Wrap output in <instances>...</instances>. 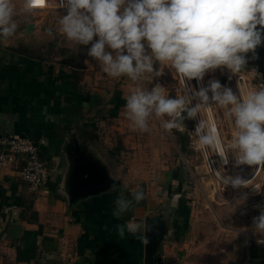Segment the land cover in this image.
Segmentation results:
<instances>
[{"label": "crops", "instance_id": "crops-1", "mask_svg": "<svg viewBox=\"0 0 264 264\" xmlns=\"http://www.w3.org/2000/svg\"><path fill=\"white\" fill-rule=\"evenodd\" d=\"M21 13L19 22L27 17ZM81 71L68 65V55L48 60L0 46V139L41 141L51 175L46 187L33 192L21 178V162L0 170V264H264V234L252 229L253 214L240 211L245 194L219 206L208 196L209 211L200 215L178 172L170 178L173 186L149 175L133 187L75 198L86 179L96 177L92 158L103 152L102 141L87 133L99 101L79 89ZM87 144L96 154L78 158L74 149ZM137 187L145 199L116 220L114 199L121 192L130 198ZM127 221L148 226L149 261V242L116 234L113 226Z\"/></svg>", "mask_w": 264, "mask_h": 264}, {"label": "clouds", "instance_id": "clouds-1", "mask_svg": "<svg viewBox=\"0 0 264 264\" xmlns=\"http://www.w3.org/2000/svg\"><path fill=\"white\" fill-rule=\"evenodd\" d=\"M46 2L23 0L20 11L32 13ZM58 8L66 9L58 31L69 41L91 45L87 55L109 77L152 83L163 74L161 68H154L159 62L174 69L185 83L187 94L176 97L159 83L150 90L137 87L131 92L125 98L124 115L133 130L148 131L150 118L160 119L165 131L182 129L186 119H196L202 108L215 104L224 109L233 128L228 147L234 166L264 167V87L237 94L219 80H210L198 91L187 84L203 81L210 70L226 68L236 74L246 66V54H254L264 44V0H60ZM16 14L13 0H0V37L16 33ZM48 34L52 35L51 29ZM192 133L199 150H215L228 163L214 122L199 118ZM222 180L233 188L248 183L239 175ZM144 199L139 187L130 198L121 192L113 201L112 216L121 220ZM255 207L259 215L252 218L251 227L264 234V204ZM113 227L120 239L131 235L149 242L147 225L127 221Z\"/></svg>", "mask_w": 264, "mask_h": 264}, {"label": "rangeland", "instance_id": "rangeland-1", "mask_svg": "<svg viewBox=\"0 0 264 264\" xmlns=\"http://www.w3.org/2000/svg\"><path fill=\"white\" fill-rule=\"evenodd\" d=\"M13 3L17 9L14 19L18 27L13 36L0 37V46L5 48L6 52H18L48 60H57L68 55V65L83 70L78 78L79 89L86 95H93L94 100L99 101L98 112L95 111V114L89 117V120L93 119L94 124L87 133L93 135V139L96 137L102 141L103 144L99 147L103 152H100L96 159L97 154L90 144L74 149V152L79 155L78 158L82 159H89L90 155L96 154L94 159L92 158L94 160L92 168L97 174H95L96 178L104 175L105 177L102 178L111 185V189L122 186L133 187L145 181L149 175L154 180L161 177L160 181L172 185L173 179L170 180V178L177 177L176 173L179 172L180 184L184 187L182 189L191 200L196 199V207L200 209V215L209 211L211 200L217 206L231 203V201L225 202L222 196L213 192L210 180L203 171L201 159L188 147L185 132L179 133L177 129L171 132L165 131L161 127L160 119L156 118L149 119L148 131L133 130L130 121L124 115L125 98L137 87L150 90L152 86L159 83L166 88L170 96H179L180 90L174 69L156 62L154 68H161L163 74L154 77L152 83L148 80L138 83L127 77L111 78L103 72L95 59L87 55L91 45H79L68 40L67 46L66 37L58 32V21L66 12L25 13L27 17L23 22H19L22 15V11L18 10L22 8L21 2L13 0ZM32 23L38 24V32L26 31L27 24ZM49 29L52 35L48 34ZM95 39L98 38L94 37ZM222 76L223 72L221 68H218L207 72L205 80L207 84L210 80H219L224 85L226 83H224L225 80H221ZM229 87L232 88V85L230 84ZM209 96L211 97L210 92ZM214 107L218 117L225 120L224 109L215 104ZM192 125L193 120L186 119L183 125L184 131L191 129ZM223 196L226 195L223 194Z\"/></svg>", "mask_w": 264, "mask_h": 264}, {"label": "built area", "instance_id": "built-area-1", "mask_svg": "<svg viewBox=\"0 0 264 264\" xmlns=\"http://www.w3.org/2000/svg\"><path fill=\"white\" fill-rule=\"evenodd\" d=\"M60 0H47L43 7L35 9L33 12H66L65 8H58ZM223 76L221 80H225L224 86L231 84L234 92H246L253 89H259L264 87V78L261 74L249 67L243 68L239 73L233 74L226 68H221ZM176 80L180 90V95H186L188 89L180 76L175 72ZM188 87L194 88L197 91L207 86L205 76L203 81L192 80L187 82ZM197 100H193L192 104L195 105ZM204 119L206 121L214 122L221 134L222 149L225 153L227 164L223 162V159L216 153L215 150H199L193 143L195 139L192 130L198 120ZM193 120L191 129L185 130L177 129L179 133L186 134L188 140V147L195 152L201 159L203 171L208 177L215 188V192L225 200V202L236 199L239 195L245 194L248 196V200L243 204L240 211L243 213H250L254 216L259 215V210L255 207L257 204H264V167L241 165L239 167L234 166L232 163L233 156L229 150V143L233 135V128L228 121L221 120L218 117L214 104L209 107L202 108L199 116ZM43 143L32 139L29 136L21 137H4L0 139V170L10 168L17 162H21V178L33 192H38L40 189L46 187L50 180V167L46 160L43 159ZM236 176L239 175L243 179L247 180V186L241 188H233L230 184L226 185L222 177L223 176ZM226 196H223V193ZM261 242V240H259ZM161 264H170L168 261H162Z\"/></svg>", "mask_w": 264, "mask_h": 264}, {"label": "water", "instance_id": "water-1", "mask_svg": "<svg viewBox=\"0 0 264 264\" xmlns=\"http://www.w3.org/2000/svg\"><path fill=\"white\" fill-rule=\"evenodd\" d=\"M35 25L29 24L26 27V31L30 32L34 30ZM259 27V26H258ZM255 56V58H253ZM247 64L248 66H256L258 71L262 73L263 78H264V44L260 45L257 47L255 50V53H247ZM89 173V172H88ZM102 177H105L104 175H101V178H96V177H88L86 179V182H84L83 186L79 188V190L76 192V199H84L93 195H97L99 193H102L104 191H107L111 188V185L108 184ZM149 234L150 236L152 235L149 229ZM153 236V235H152ZM152 242L151 240L148 244V256L147 260L149 261L150 259V252L152 251ZM147 261V263H148ZM159 261V260H158Z\"/></svg>", "mask_w": 264, "mask_h": 264}]
</instances>
